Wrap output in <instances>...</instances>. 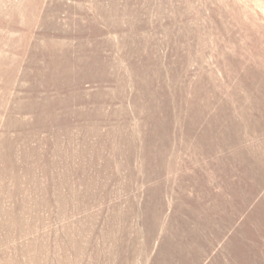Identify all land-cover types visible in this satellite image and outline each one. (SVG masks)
Segmentation results:
<instances>
[{"label": "rangeland", "instance_id": "374dc122", "mask_svg": "<svg viewBox=\"0 0 264 264\" xmlns=\"http://www.w3.org/2000/svg\"><path fill=\"white\" fill-rule=\"evenodd\" d=\"M0 264H264V0H0Z\"/></svg>", "mask_w": 264, "mask_h": 264}]
</instances>
